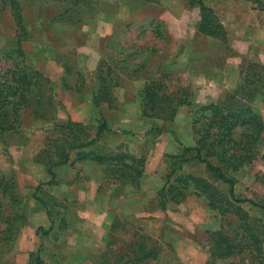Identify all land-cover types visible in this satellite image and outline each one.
<instances>
[{"label":"rangeland","instance_id":"374dc122","mask_svg":"<svg viewBox=\"0 0 264 264\" xmlns=\"http://www.w3.org/2000/svg\"><path fill=\"white\" fill-rule=\"evenodd\" d=\"M20 1L28 30V39L24 41L27 61L51 80L55 104L48 109L50 119H36L34 107L25 108L22 111L21 127L16 131L0 133V264H29L38 253H41L46 263L69 264L68 255L74 251L75 246L68 245L67 241L74 224L71 227L65 226L62 237L66 238L62 245L58 243L59 236L46 234L37 241L38 238L33 239L24 231L27 225L34 223L31 215L38 212L37 208H44L42 203L33 198L34 192L45 197L44 193L38 191L35 183L29 180L32 175L36 180H41L38 184L42 187L47 185L45 180L49 174L48 164L60 159L57 143L65 142L66 139L63 130L55 127V124L69 119L66 101L76 105L87 101L61 100L58 91L64 74L69 70L78 74L77 87L82 82L80 70L90 65L87 60L92 52L83 44L94 19H97V25L102 22L105 30L106 26H111L102 42L101 50L96 51H101L98 54L100 59L94 54L91 57L98 64L100 60H107L113 67L110 75L113 80L109 81L117 99L124 94L122 85L136 79L130 76L126 64L116 61L130 57L136 51L140 52L136 58H127L130 68L141 65L144 60L147 62L137 78H147L156 64H162L171 74L166 84L167 91L188 87L193 94L192 100L196 103H206L211 98H223L228 91L239 88L243 83L239 74L242 60L249 58L258 61L260 53L264 57V52L260 50V41L264 40V20L261 15L256 16L254 9L257 8L251 0H204L215 10L228 30L231 49L226 50L218 39L198 32L200 8L193 5L191 0H81L76 17L71 10L74 0ZM90 4L93 8H90ZM122 17L125 18L123 22H116L121 21ZM249 22L250 29L256 25L260 27L257 40L252 45L250 41L246 42V23ZM15 31L11 10L8 7L3 9L0 0V44L11 40ZM261 62L264 63V60ZM7 66L6 61L0 62V69ZM107 69L105 65L104 75L109 79ZM67 83L69 84L68 80ZM127 94L130 96L131 91ZM58 102H62L63 106ZM133 103L127 97V100H120V104L118 100L116 105H121L124 111L116 114L100 112L99 117L93 119L87 129L89 137L102 122V116L117 124L118 120L123 119V114H126L132 119L127 124L135 123ZM253 105L264 118V98L257 96ZM102 106L104 108V104ZM177 114L175 122H165L167 130L159 127L149 136L147 157L155 159L154 165L159 163L154 169L156 172L148 173L139 185L134 184L127 189L125 186L121 188V181L117 183L115 177L107 172V181L104 184L107 197H118L114 201L110 200L112 202L108 204L104 202L110 210L117 212L116 219L113 214H109L108 218L107 227L110 228L114 222L117 233H114L116 235L111 248L114 250L123 246L125 241L134 237L132 233L135 231L145 235L150 238L148 243H158L162 247L159 262L154 260L146 264H194L193 259L199 258L202 261L207 258L208 261L212 248L211 236L215 239L220 234H229L234 238V243L239 244L247 238V230L252 227L255 231L264 233V210L250 203L240 205L251 216V227L244 225L246 219L242 220L240 215L232 212L222 214L220 210L210 208L204 197H198L194 193L184 202H169L166 210L162 209L157 190L163 169L164 173L168 170V152L175 153L180 148V141L185 145L195 144L188 106L182 105ZM156 122L160 125L159 120ZM151 123L149 119L137 118L140 129L151 128ZM164 134L173 139L165 143L162 137ZM119 140L117 134L106 133L101 141L106 148L130 152L132 141ZM118 143L120 148L116 146ZM140 155L141 152L134 156ZM147 160L148 158L145 163ZM34 164L39 167L34 169ZM66 170L61 174L62 178L70 176ZM181 172L195 173L214 181L204 165L193 161L184 163L179 170ZM229 173L236 178V193L240 198L258 200L264 196V145L259 146V154L253 162L245 163L238 170ZM217 183L225 191V185ZM6 184L11 186L10 189L5 190ZM112 233L108 232L107 236ZM261 245L264 256V242ZM249 251L217 258L212 264H264L262 257L252 258L253 252Z\"/></svg>","mask_w":264,"mask_h":264},{"label":"trees","instance_id":"16d2710c","mask_svg":"<svg viewBox=\"0 0 264 264\" xmlns=\"http://www.w3.org/2000/svg\"><path fill=\"white\" fill-rule=\"evenodd\" d=\"M251 1L255 4V8L264 11V0ZM191 3L200 8L198 32L218 39L226 50H230L228 30L215 10L204 0H191ZM80 4L81 0H74L71 10L75 17ZM89 6L93 8L91 4ZM1 7L3 9L10 8L16 31L11 40L0 44V62L8 63L6 68L0 69V133L18 130L22 125V111L25 108L34 107L35 118L43 120L49 118L48 109L55 104L51 80L41 70L31 66L26 58L24 41L28 39V30L21 1L1 0ZM139 53L135 51L127 58L134 59ZM127 58L116 62L126 64L130 76L137 78V74L145 69L147 62L144 60L141 65L130 68ZM113 61L115 62V60ZM105 65L108 67L110 77L113 67L107 63V60H100L92 75L93 102L96 106L107 103L113 107L117 105L118 100L112 92L109 81L113 78L108 79L104 75L103 67ZM71 74L74 73L69 70L66 72V76H63V86L68 84L67 76ZM239 74L243 83L238 89L228 91L223 98H211L206 103L194 102L193 94L189 92L188 87H180L168 92L166 84L171 74L162 64H156L153 72L145 78V84L139 90V97L142 115L150 118V122H152L148 135L150 136L159 127L167 130L165 122L173 123L178 108L186 105L190 110V124L196 140L195 145H185L180 141V148L175 153L167 154V156L170 155V162L167 173H164L165 183L159 195L162 209L166 210L169 202L180 204L191 193H194L198 197H204L210 208L218 209L222 214L232 212L240 215L242 220L246 219L244 224L246 227L253 225L250 220L251 216L248 212H244L241 203H250L264 210V196L258 200L240 198L236 193V178L229 173V171L238 170L245 163L253 162L259 154V146L264 145V118L253 105L257 96L260 95L264 98V63L260 60L244 58L239 67ZM47 90L50 91L47 92ZM58 104L63 106L62 102H58ZM156 120L160 121V125ZM154 122L155 124H153ZM55 125L63 130L66 139L65 142L57 143L60 159L48 164L49 173L53 178L47 182L48 184H51L55 179V167L67 164L72 151H78L77 160L89 159L105 164L108 175L110 172L117 183L121 181V188L128 184L136 186L140 184L144 175L145 155L133 156L129 152L115 151L106 148L105 145L97 144L104 133L110 130L105 117L102 116V122L98 124L94 137H89L87 132L89 126L72 121L70 118L66 122ZM162 132L163 130H161ZM120 147L118 146V148ZM191 161L204 165L205 169L214 177V181L195 173H179L184 163ZM217 182L225 185V191L218 186ZM10 187L6 184L5 190ZM36 189L44 193L41 185ZM33 197L43 203L51 217L53 214L55 216L52 205H48L43 200V195L34 192ZM244 225L242 224L243 227ZM115 228L116 224L113 222L111 224L113 233L110 236L107 249L101 257L100 264H146L154 260L159 262L161 245L153 242L148 243L147 240L150 238L140 235L136 231L132 233L133 238L113 250L111 245L117 234ZM50 231L51 229L45 230L42 226L37 228L40 237ZM114 233L116 234L114 235ZM210 239L212 248L207 264H212L217 258L243 254L246 250L253 252L250 253L252 258L262 257L264 259L263 246L261 245L264 242V233L255 231L253 227L247 230L245 243L243 241L235 244L234 238L229 234H220V237L215 239L211 236ZM212 239L214 240L212 241ZM29 264L49 263H46L41 253H38Z\"/></svg>","mask_w":264,"mask_h":264},{"label":"crops","instance_id":"0c3cea01","mask_svg":"<svg viewBox=\"0 0 264 264\" xmlns=\"http://www.w3.org/2000/svg\"><path fill=\"white\" fill-rule=\"evenodd\" d=\"M116 8H118V6H116ZM254 12L257 13L256 16L261 15L262 19L264 20V11L254 9ZM120 19L121 21L117 20L116 22H123L125 20L124 17ZM96 20L97 19H94L95 22L90 25V28L88 29L86 34L85 43L83 44V46H86V48H89L92 52L90 53V56L87 60V63L90 65H87L86 69L80 70L82 71L81 74L83 76L82 82H79V86L77 87L76 85L78 74H71L67 79L69 81V84L63 86L61 82L59 85L60 91H58V95L61 96V100H87L86 102H80L77 105L71 104L70 101H66V105L68 109L67 115L72 121L82 123L83 125L89 127L91 126L92 120H96L97 117H99L100 112H106V114H116L124 111L123 108H121V105H119V107L116 105L110 107L107 103H104L103 108L102 105L96 106L93 102L92 90L94 83L92 82V75L97 69L98 61L96 63V61L92 59L91 55L94 54L98 57V54H100L101 51H96L101 50L103 44L102 42L111 30L110 25L106 26L107 29L105 30L101 24L102 22L97 25L98 21ZM249 27L250 22L246 23V37H248L246 38V42L250 41L252 45V43L257 40V36L260 33L258 29H260V27H258L257 25L252 29H250ZM248 32L253 33V35H250ZM260 50L264 52V40L260 41ZM247 51L248 49H246V53ZM260 55L261 53L259 54V60L263 61L264 57H261ZM98 59L100 58L98 57ZM134 79L136 80L129 81V84L125 82L124 85H122L121 89L123 90L124 94L122 96H119L117 100H119V104L120 100H127V97L128 100L134 101L133 104L135 105L136 116L133 121H135V123L131 125L127 124L132 119L126 114H123V119L118 120L117 124L104 116L107 121L108 127L110 128V130L106 131L104 134L113 133L117 134L118 137H120L119 141H132V143H130L131 150L129 153L134 156L141 152L142 155H145L146 158H148V160L146 161L147 163H145L144 166V175L142 176L143 178L148 173L153 174L154 172H156V170L154 169L159 163L157 162L154 165L155 159L151 160L149 156L147 157L149 153V146L147 145L149 140V128L140 129V126H138L137 124V118L150 120V118L142 115L140 106L139 90L144 86L145 79ZM129 91H131L130 96H128L127 94L129 93ZM181 107L182 106L178 108V112ZM177 116L178 114L176 115L174 122L177 120ZM135 127L138 129H136ZM96 133L97 128L91 136L94 137ZM162 137L165 143H167V141H169L170 139L169 135L165 136L164 134ZM172 139L173 138H171L170 140ZM101 140H99L97 144L104 145L102 144ZM177 143L179 145L178 141ZM118 145L119 143L116 144V146ZM77 152L78 151L71 152V157L67 164L56 166L54 169L55 179L51 184L47 183V185H44L42 187L45 195V197H43V200H45L48 205H52L55 216L51 217L45 207L37 208L38 212L31 215V220L34 223L27 225L24 231L26 232V235L30 236L33 239L38 238L37 241H39L40 236L37 233V228L42 226L43 228H45V230L51 229L48 234L59 236L60 239H58V243L59 245H62L66 238L62 237L63 230H66V227L64 229L62 228L66 225L70 226L71 224H74V228H72L70 234H68V236L70 235V239H68L67 243L70 246L74 244L75 249L68 255V263L100 264L99 262L101 261V257L104 251L107 249V244L111 236V234H109V237L107 236L108 232L111 233V227H107L108 218H110L109 214H113L115 217L117 216V212H113L112 210H110L107 205L104 204V202H107L108 204L118 197L112 196L110 198L106 196L107 191L105 190L104 184L106 183L105 181H107V166L105 164L97 163L89 159L77 160ZM37 166L39 167V165L34 164V169H36L35 167ZM159 168L160 167H158V169ZM65 170L66 173L70 174V176L67 175L65 178H62L61 174ZM47 175L48 176L46 177L45 181L49 182L53 178L50 173ZM34 178L35 177L30 175L29 181H31L32 183L34 182V185H36L37 187L40 185L38 184V182L40 183L41 180L39 181ZM160 181L161 182L157 190V195L160 194V191L165 183L164 169L162 174L160 175ZM132 186V184H128L124 188L127 189L128 187ZM56 233H58V235ZM199 259H193V261L195 262L194 264H206L207 258H205L204 261L201 260L202 258ZM217 264L222 263L218 262Z\"/></svg>","mask_w":264,"mask_h":264}]
</instances>
